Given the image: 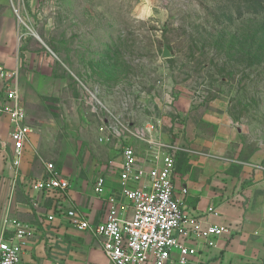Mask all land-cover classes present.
I'll return each mask as SVG.
<instances>
[{
    "label": "rangeland",
    "instance_id": "obj_1",
    "mask_svg": "<svg viewBox=\"0 0 264 264\" xmlns=\"http://www.w3.org/2000/svg\"><path fill=\"white\" fill-rule=\"evenodd\" d=\"M5 8L21 47L59 65L47 70L59 81L44 78L52 88L43 117L60 122L49 127L58 147L45 149L64 162L119 168L102 138L107 114L143 123L170 116V141L172 129L180 131L174 103L186 93L226 100L249 134L264 136V0H0V13Z\"/></svg>",
    "mask_w": 264,
    "mask_h": 264
},
{
    "label": "crops",
    "instance_id": "obj_2",
    "mask_svg": "<svg viewBox=\"0 0 264 264\" xmlns=\"http://www.w3.org/2000/svg\"><path fill=\"white\" fill-rule=\"evenodd\" d=\"M0 14V63L15 71L20 103L26 112L24 123L33 128L16 167L12 162L11 124L6 115L0 117V227L5 219H11L9 227L19 224L31 228L20 264H112L102 250L100 237L89 229H78L66 212L75 210L90 225L102 221L106 214L104 198L118 193L120 188L119 169L108 173L98 163L88 169L74 160L64 162L66 156L61 159L58 150L45 149L49 142L52 146L55 142L49 127H58L60 122L43 117V95L47 87L52 88L44 78L49 83L53 77V81H59V76L48 75L47 71L59 65L47 55L23 49L15 36L11 10L5 8ZM50 61L53 64L47 67ZM5 103L6 95L0 87V105ZM173 108L180 119V131L172 129L170 134V141L179 146L174 156L173 194L181 201L183 226L199 221L227 227L225 233L213 238L212 246L186 241L198 250L193 257L195 264H264V136L249 134L233 118L228 102L220 97L193 101L187 93L180 94ZM155 119L162 122L160 130L165 139L170 116L154 117L144 123L137 118L133 121L145 125ZM69 126L75 131L76 121ZM117 142L116 137H111L105 147L119 163ZM135 146L138 162L148 169L143 143ZM43 155L55 159V168L58 170L60 165L58 171L69 179L71 187L65 196L45 197L31 187V180L45 172ZM98 173L104 175L100 196L93 190ZM146 182L142 179L133 186ZM208 207L214 212H209ZM131 213L132 209L125 207L120 216L130 218Z\"/></svg>",
    "mask_w": 264,
    "mask_h": 264
},
{
    "label": "built area",
    "instance_id": "obj_3",
    "mask_svg": "<svg viewBox=\"0 0 264 264\" xmlns=\"http://www.w3.org/2000/svg\"><path fill=\"white\" fill-rule=\"evenodd\" d=\"M13 11L19 17L18 9ZM15 71L0 63V87L6 95V103L0 105V117L6 115L11 124L9 133L13 146V165L19 166L23 146L32 127L24 123L26 112L20 103V92L14 80ZM134 119L125 118L123 113L103 118V139H118L119 184L118 193L104 198L106 214L102 221L90 225L79 217L75 210L66 212L70 222L78 229H89L100 237L102 250L112 264H195L193 257L198 250L186 241H202L213 245V238L227 231V227L201 224L192 221L184 227V212L181 201L173 194L175 174L174 156L179 146L166 140L161 134L162 122L155 119L145 125L135 124ZM144 145L145 169L138 161L135 144ZM146 179V183L133 186ZM33 190L45 197L65 196L71 187L67 177L62 176L52 162L45 163V172L31 180ZM93 190L100 196L104 190V175L98 173ZM130 207V218L120 212ZM209 212H214L208 207ZM4 220L0 227V264H20L25 238L31 233L27 225ZM7 231L12 234L7 235ZM182 236V238L179 237Z\"/></svg>",
    "mask_w": 264,
    "mask_h": 264
},
{
    "label": "water",
    "instance_id": "obj_4",
    "mask_svg": "<svg viewBox=\"0 0 264 264\" xmlns=\"http://www.w3.org/2000/svg\"><path fill=\"white\" fill-rule=\"evenodd\" d=\"M161 55L164 58H169L171 56V52L169 51V49H168V47L166 45H163V49H162Z\"/></svg>",
    "mask_w": 264,
    "mask_h": 264
}]
</instances>
